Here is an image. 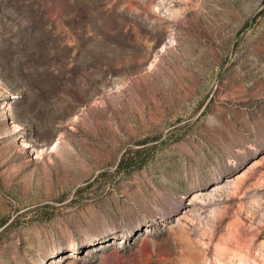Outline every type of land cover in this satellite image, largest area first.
<instances>
[{
	"label": "rangeland",
	"instance_id": "1",
	"mask_svg": "<svg viewBox=\"0 0 264 264\" xmlns=\"http://www.w3.org/2000/svg\"><path fill=\"white\" fill-rule=\"evenodd\" d=\"M0 264H264V0H0Z\"/></svg>",
	"mask_w": 264,
	"mask_h": 264
}]
</instances>
